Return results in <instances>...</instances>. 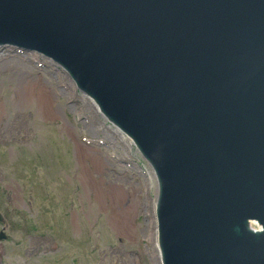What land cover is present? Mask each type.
Masks as SVG:
<instances>
[{"label": "water", "instance_id": "95a60500", "mask_svg": "<svg viewBox=\"0 0 264 264\" xmlns=\"http://www.w3.org/2000/svg\"><path fill=\"white\" fill-rule=\"evenodd\" d=\"M13 46L150 164L162 264H264V0H0Z\"/></svg>", "mask_w": 264, "mask_h": 264}, {"label": "rangeland", "instance_id": "374dc122", "mask_svg": "<svg viewBox=\"0 0 264 264\" xmlns=\"http://www.w3.org/2000/svg\"><path fill=\"white\" fill-rule=\"evenodd\" d=\"M0 52V264H160L159 186L136 145L55 61Z\"/></svg>", "mask_w": 264, "mask_h": 264}, {"label": "bare ground", "instance_id": "6f19581e", "mask_svg": "<svg viewBox=\"0 0 264 264\" xmlns=\"http://www.w3.org/2000/svg\"><path fill=\"white\" fill-rule=\"evenodd\" d=\"M12 50H14V49H11V51ZM1 51H3V50H1ZM1 53V52H0ZM14 54V53H13ZM4 55H6V54H3V55H1V56H3L4 57ZM12 55V54H11ZM0 56V57H1ZM20 56V55H19ZM14 57V56H13ZM9 58V57H8ZM26 59V58H25ZM3 60V59H2ZM30 60V59H29ZM42 67V66H41ZM40 70V69H39ZM48 70V69H47ZM40 73V72H39ZM26 81H28L27 79H26ZM96 106V105H95ZM96 108L98 109V106H96ZM99 110V109H98ZM101 112V111H100ZM118 129V128H117ZM119 131H121L120 129H118ZM122 132V131H121ZM123 133V132H122ZM126 138L127 139H129L130 141H132L127 135H126ZM81 145V144H80ZM84 147H86V146H84ZM82 148V147H81ZM80 149V148H79ZM83 149V148H82ZM86 149V148H85ZM84 150V149H83ZM90 150V149H89ZM85 151H88V149H86ZM94 151V150H93ZM101 151V150H100ZM81 152V151H80ZM89 153H90V151H89ZM81 154H82V152H81ZM81 154H79V155H81ZM90 155H92V154H90ZM94 155V154H93ZM92 155V156H93ZM101 156V155H100ZM88 156H86V154H85V156H84V158H87ZM97 157L98 156H96V158H93L95 161H98V159H97ZM81 158V157H80ZM84 160V159H83ZM95 161H93L94 163H96ZM104 161V160H103ZM93 162H92V164H93ZM97 164V163H96ZM96 164H94V165H96ZM98 164H100V163H98ZM103 164V163H102ZM105 164V163H104ZM98 166V165H97ZM96 166V167H97ZM100 166V165H99ZM104 166V165H103ZM96 171V170H95ZM113 188V187H112ZM157 191H158V187H157ZM102 193V192H101ZM119 192H117V194H118ZM109 194V193H108ZM100 195H102V194H100ZM105 199V198H104ZM111 199V198H110ZM108 200V199H107ZM115 201V200H114ZM128 224V223H127ZM151 230H152V228H151ZM154 231V230H153ZM152 232V231H151ZM154 233V232H153ZM154 239H155V237H153ZM152 238V239H153ZM155 241V240H154ZM156 251H158L159 252V259H158V261L160 260V264H161V253H160V248H159V245H158V241L156 240ZM158 252H157V254H158ZM155 256H157V255H155ZM158 263V262H157ZM159 264V263H158Z\"/></svg>", "mask_w": 264, "mask_h": 264}, {"label": "clouds", "instance_id": "9594fccd", "mask_svg": "<svg viewBox=\"0 0 264 264\" xmlns=\"http://www.w3.org/2000/svg\"><path fill=\"white\" fill-rule=\"evenodd\" d=\"M253 233H255V232H253Z\"/></svg>", "mask_w": 264, "mask_h": 264}]
</instances>
